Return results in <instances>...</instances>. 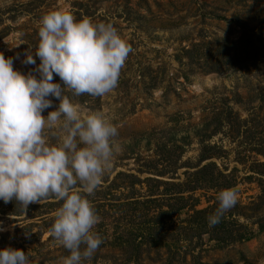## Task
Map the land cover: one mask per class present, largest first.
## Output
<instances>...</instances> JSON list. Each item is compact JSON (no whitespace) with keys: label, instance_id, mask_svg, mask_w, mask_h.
<instances>
[{"label":"rangeland","instance_id":"1","mask_svg":"<svg viewBox=\"0 0 264 264\" xmlns=\"http://www.w3.org/2000/svg\"><path fill=\"white\" fill-rule=\"evenodd\" d=\"M53 10L67 11L77 20L112 24L131 49L112 93L92 97L65 91L72 103L89 113H104L118 129L119 151L101 185H108L120 171L139 174L137 167L147 159L160 160L161 166L174 164L182 148L178 163L197 165L202 127L208 125L211 131L218 123L216 113L228 115L227 109H233L231 127L221 123L222 129L207 143L219 147L220 157L210 160L233 174L232 188L244 206L239 218L253 234L249 240L230 244L205 235L200 254L208 264H264V229L258 223L264 222L259 183L264 181V155L260 154L264 152V0H0V52L13 58L15 69L27 73L34 68L22 61L28 49L34 55L40 19ZM56 78L54 82H60ZM50 99L53 107L44 111L45 116L59 105V100ZM194 169L180 168L174 180H184L186 171ZM195 195L197 208H206L217 194L211 189ZM50 202L57 201L32 203L43 206H28L25 213L17 214L16 201H0L4 229L0 249L25 251L29 264H62V245L49 239V231L40 245L29 242L31 234L25 228L35 223L32 232L46 229L36 223H42L41 217L55 218L60 206L45 205ZM103 219L106 235L97 233L103 229L101 218L93 231L109 243L113 228L110 218ZM164 257L159 260L153 252L143 257L142 264H162ZM94 258L99 264H119L122 256L107 245L83 264H93Z\"/></svg>","mask_w":264,"mask_h":264},{"label":"clouds","instance_id":"2","mask_svg":"<svg viewBox=\"0 0 264 264\" xmlns=\"http://www.w3.org/2000/svg\"><path fill=\"white\" fill-rule=\"evenodd\" d=\"M39 25L35 53L28 49L22 61L34 66L31 71L15 69L13 58L0 52V201L14 200L24 213L32 203L62 202L50 235L69 252L62 264H83L102 243L93 231L98 216L86 197L113 168L118 129L104 113L72 103L65 91L112 93L131 49L112 24L77 20L64 10L44 14ZM50 97L59 105L45 116L53 107ZM237 196L235 188L217 193L209 228L236 205ZM29 262L21 249H0V264Z\"/></svg>","mask_w":264,"mask_h":264},{"label":"trees","instance_id":"3","mask_svg":"<svg viewBox=\"0 0 264 264\" xmlns=\"http://www.w3.org/2000/svg\"><path fill=\"white\" fill-rule=\"evenodd\" d=\"M264 29V22L262 23ZM57 76L54 75L53 79ZM59 77L56 78L58 80ZM228 113L233 109L229 107ZM229 114L226 111L216 113L218 123L208 131L209 126L202 127L200 145L201 152L197 165L189 162H178L184 153L183 148L174 164L163 165L160 160L147 159L143 165L137 167L139 174L148 173L149 176L142 178L137 173L120 171L114 179L106 186L101 185L92 196L86 197L90 200L98 218L102 221L97 231L106 235L107 222L103 218H110L113 228L112 241L102 242L97 251L107 245L118 249L122 258L118 259L119 264H142L145 255L150 256L153 252L162 259V264H208L202 261L200 247L203 245L202 237L208 235L211 240L223 244H230L238 241L251 239L252 232L248 231L245 224L240 221V215L244 214L240 203L227 211L220 222L209 228L207 217L212 214L218 206L216 196L209 200L210 205L206 208H197L199 198L195 193L199 190L213 189L217 194L220 190L232 188L236 185L233 174L225 173L212 160L220 157L217 152L219 147L216 144L207 143V140L221 130V123L228 122ZM181 148V147H179ZM260 154L264 155V152ZM162 160V159H161ZM210 160V161H208ZM205 164H202L203 162ZM138 165V164H137ZM182 167L195 168L186 171L185 179L175 181L178 170ZM169 178V179H166ZM264 199V181L260 180ZM60 201L50 202L45 205L50 207L61 206ZM43 205L30 204V208H40ZM21 214L22 211H15ZM44 212L38 216L48 214ZM102 212V213H99ZM181 214H185L182 217ZM30 216V214H29ZM27 218H31V217ZM46 229L32 232L31 226L25 227L29 232L31 243L41 242L42 235L49 231L55 218L47 219L41 217ZM260 229H264V222H258ZM49 239H53L51 236ZM62 257L69 255L63 248ZM93 264H99L96 258ZM89 262V260L84 261Z\"/></svg>","mask_w":264,"mask_h":264}]
</instances>
